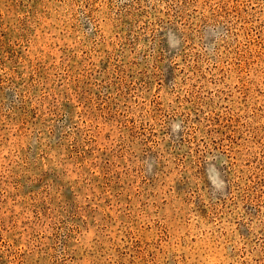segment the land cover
I'll return each instance as SVG.
<instances>
[{
  "label": "rangeland",
  "instance_id": "rangeland-1",
  "mask_svg": "<svg viewBox=\"0 0 264 264\" xmlns=\"http://www.w3.org/2000/svg\"><path fill=\"white\" fill-rule=\"evenodd\" d=\"M0 264H264V0H0Z\"/></svg>",
  "mask_w": 264,
  "mask_h": 264
},
{
  "label": "clouds",
  "instance_id": "clouds-1",
  "mask_svg": "<svg viewBox=\"0 0 264 264\" xmlns=\"http://www.w3.org/2000/svg\"><path fill=\"white\" fill-rule=\"evenodd\" d=\"M176 127H178V126H176Z\"/></svg>",
  "mask_w": 264,
  "mask_h": 264
}]
</instances>
